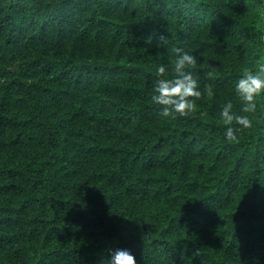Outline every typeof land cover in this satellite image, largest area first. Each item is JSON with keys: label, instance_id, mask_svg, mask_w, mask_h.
I'll use <instances>...</instances> for the list:
<instances>
[{"label": "trees", "instance_id": "obj_1", "mask_svg": "<svg viewBox=\"0 0 264 264\" xmlns=\"http://www.w3.org/2000/svg\"><path fill=\"white\" fill-rule=\"evenodd\" d=\"M263 12L0 0V264H108L117 247L138 264H264V95L234 140L219 115L264 63ZM176 48L202 95L164 116L153 85Z\"/></svg>", "mask_w": 264, "mask_h": 264}, {"label": "clouds", "instance_id": "obj_2", "mask_svg": "<svg viewBox=\"0 0 264 264\" xmlns=\"http://www.w3.org/2000/svg\"><path fill=\"white\" fill-rule=\"evenodd\" d=\"M179 55L175 59L171 71L174 75L171 78H159L155 81L153 89L155 94L153 100L162 105L160 111L164 116L179 114L187 116L196 106V100L190 97L200 98L201 89L198 87V80L193 73L188 70L197 63V58L193 54L181 49L175 50ZM187 66V67H186ZM166 67H158V75L164 74ZM234 93L240 101V111H234L231 101L223 104L220 109V117L227 125L225 138L236 139L238 130L250 128L252 120L248 113H254L257 109V97L264 95V63H261L256 70L245 71L234 84ZM239 127H234L233 123ZM108 264H138L136 256L128 248H110Z\"/></svg>", "mask_w": 264, "mask_h": 264}, {"label": "built area", "instance_id": "obj_3", "mask_svg": "<svg viewBox=\"0 0 264 264\" xmlns=\"http://www.w3.org/2000/svg\"><path fill=\"white\" fill-rule=\"evenodd\" d=\"M263 15H264V12H263ZM263 40H264V36H263Z\"/></svg>", "mask_w": 264, "mask_h": 264}]
</instances>
